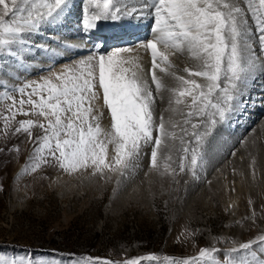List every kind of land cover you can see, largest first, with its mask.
<instances>
[{
	"label": "rangeland",
	"instance_id": "rangeland-1",
	"mask_svg": "<svg viewBox=\"0 0 264 264\" xmlns=\"http://www.w3.org/2000/svg\"><path fill=\"white\" fill-rule=\"evenodd\" d=\"M122 2L117 3L114 9L119 8ZM123 3L135 4L133 9H139L141 5L139 0H124ZM241 7L246 10L247 5L241 3ZM124 11L122 13H126ZM88 12L84 0H67L63 11L53 18L62 15V22L49 24L46 20L43 22L45 26L41 23L38 30L24 38L22 44L0 49V258L22 261V264H98V261L104 260L123 264L132 259L138 260L139 264H183L184 261L191 264L193 258L198 257L200 249L207 248L218 251L213 253L211 259L196 260L195 264H213V261L226 264L228 260L232 264H244V261L264 264V239H260L264 237V128L258 129L255 141L243 138L248 134L245 132L254 130L256 127L253 126L259 124L255 121H260L256 117L260 112L251 116L253 109L262 106L261 112L264 111V52L260 50L259 33H256L252 44L256 74L252 71L248 77L249 83L240 86V98L232 102L233 110L226 113L223 120L216 117V123L208 130L210 137L208 135L201 152L204 156L203 166L214 161L209 169L201 166L199 174L195 171L194 176L193 173L188 174L186 169L180 170L179 160L170 164L174 152L171 148L175 143L181 144L178 138L181 134L176 129L172 132L177 139H165L160 147L158 169L150 167L153 144H149L142 147L140 157L135 162L138 166L128 170L124 176L107 169L102 174H93L90 168L69 173L46 152L49 162L41 163L35 171L32 170L36 155L34 149L38 147L36 137L43 136L44 132L39 127H33L29 138L27 132H17L16 129L21 120L32 119L34 124L44 121L29 111L28 104L23 107L29 114L20 113L19 101L28 99L27 93L31 88H25L23 95L19 89L40 83L51 74L59 73L88 57L84 53L65 58L49 54L57 50L61 42L80 34V31L87 36L90 29L83 27V21ZM151 18L148 22L150 29L154 24ZM247 18L255 33L251 13H247ZM111 19L100 21L107 24ZM109 38L106 43L100 41L106 44V48L101 49L103 55L122 47L118 43L112 44L117 35ZM95 43L99 42L94 40ZM92 52L86 54L95 55ZM172 52L191 59L186 50ZM38 55L46 57L45 65L37 64ZM172 67H165L166 73L163 74L171 82L166 91L173 96L171 90L179 84L175 76L183 75L176 73ZM148 79L145 81L153 92L156 107L158 93L151 79ZM181 106L170 103L168 108L162 105L165 110ZM93 107L103 113L100 124L108 129L110 114L103 105L102 91ZM161 117L168 130L170 116L165 120L163 115L154 114L157 126ZM243 122L244 125H241ZM231 132L233 141H229L232 139ZM153 133L155 137L157 133ZM224 139L228 140L229 145L223 146ZM241 139L242 142L247 141L244 152L240 151ZM163 163L169 165L167 170ZM160 169L170 174L165 190L154 186L156 173ZM214 180L218 182V188L211 186ZM184 185L188 188L186 191L183 190ZM208 187H215V192ZM249 241H253L250 248L239 247ZM231 249L236 251L232 252Z\"/></svg>",
	"mask_w": 264,
	"mask_h": 264
},
{
	"label": "snow or ice",
	"instance_id": "snow-or-ice-1",
	"mask_svg": "<svg viewBox=\"0 0 264 264\" xmlns=\"http://www.w3.org/2000/svg\"><path fill=\"white\" fill-rule=\"evenodd\" d=\"M67 0H0V49L23 43L24 38L46 20L63 11ZM121 0H90L97 11L88 12L84 27L91 29L101 19H116L123 12L115 8ZM142 8L123 13L135 15L146 13L153 17L152 38L141 44L150 51L152 70L165 72L168 50L187 51L199 62L196 69L185 68L189 78L175 76L179 87L172 89L170 103L181 105L185 97L190 98L188 111L182 113L183 127L178 137L183 145L179 168L185 170V161L190 155V166L201 167L204 160L200 151L204 133L198 131L205 124L192 123L193 117H207V123L214 125L215 116L225 119L233 110V101L240 98V86L248 81L256 67L255 50L252 44L259 33L260 50L264 52V0H139ZM246 4V10L241 7ZM247 13L255 22L256 32L249 25ZM158 46H162L163 51ZM139 54L131 48H117L106 55H90L59 73H53L42 82L25 85L19 89L31 88L28 99H21L20 113L28 115L24 105H30V112L42 117L44 122L34 124L32 119L19 121L17 132L25 131L29 138L31 129L39 127L43 136H37L38 147L32 170L48 163L47 156L57 161L66 172L91 169L101 174L107 169L126 175L128 170L138 166L135 163L143 146L153 144L150 167L158 169L159 150L166 138L177 139L175 133L167 130L163 117L159 125L154 119L155 97L147 82L141 76ZM174 75L173 73H168ZM196 77L204 83H198ZM151 81L159 93L163 87L160 78L152 71ZM102 91L103 105L110 114V127L100 124L103 115L94 109V103ZM35 97V98H33ZM172 111L175 113L176 108ZM98 113V114H97ZM46 122V123H45ZM7 127V119L5 121ZM191 125L192 132H188ZM172 128L177 124L173 122ZM157 135L153 137V132ZM190 136L188 141L184 137ZM154 141V143H153ZM193 142L196 147H192ZM27 167V166H26ZM169 165H164L167 170ZM260 239H264L261 237ZM253 241L240 244L248 249ZM217 249L202 248L191 264L203 258H212ZM234 252L236 249H231ZM0 264H22V261H8L0 258ZM98 264H117L113 261H98ZM123 264H139L138 260L124 261ZM183 264H189L184 261ZM213 264H219L213 261ZM226 264H232L231 260ZM244 264H248L244 261Z\"/></svg>",
	"mask_w": 264,
	"mask_h": 264
},
{
	"label": "bare ground",
	"instance_id": "bare-ground-1",
	"mask_svg": "<svg viewBox=\"0 0 264 264\" xmlns=\"http://www.w3.org/2000/svg\"><path fill=\"white\" fill-rule=\"evenodd\" d=\"M72 2V1H71ZM121 2H122V0H121ZM123 2H124V0H123ZM121 3V5H120V7H119V9L121 8L124 12H126V13H128V12H131L132 11V9L133 8H135V4H133V3ZM126 2V1H125ZM129 2V1H128ZM84 3L86 4V6L88 7V10H89V12L91 11V12H95V11H97V9L95 8V6L93 5V4H91L90 3V0H84ZM124 4V5H123ZM68 5H69V3H68ZM115 5L117 6V3H115ZM119 5V4H118ZM77 6V5H76ZM85 6V5H84ZM74 8V7H73ZM84 8V7H83ZM140 8H142L141 7V5H140ZM139 8V9H140ZM69 10V9H68ZM75 10V9H74ZM77 10V9H76ZM75 10V11H76ZM84 10V9H83ZM87 10V9H86ZM115 10V9H114ZM82 13V12H81ZM87 13V12H86ZM76 14H77V12H76ZM79 14V13H78ZM123 14V13H122ZM70 15V14H69ZM142 15V16H141ZM69 17V16H68ZM70 17H71V15H70ZM74 17V16H73ZM152 16H149L148 14L146 15V14H142V13H140V12H137L135 15H129V14H124L123 16H118L116 19H111L110 21H109V23L107 24V33L109 34V37H114V36H118V38H115V40H114V42L112 43V44H117L118 46H122V47H120V48H131V49H133L134 50V54L136 53V52H138V54H139V57H140V59H139V63H140V65H141V68H142V72H141V76L143 77V79L144 80H146V79H151V75H152V71H155V74L160 78V80H161V82H162V84H163V87H162V89L160 90V92L158 93V100H156V101H158V105L155 107V109H154V114L156 115V116H159V115H163L164 116V118H165V120H166V117L168 118L169 116H170V119H168V131H170V132H172L173 130L175 131L176 129L178 130L179 129V133L181 134V127H183V124H182V121H183V115H182V113H186L189 109L187 108V105H188V103H190V98H188V97H185L184 99H185V103L184 104H182V106L179 108V107H176V109H177V111L174 113L173 111H172V109L170 108V110H165L164 109V107H162V105H164V106H167L168 108L170 107V101L173 99V96H172V94H170V93H168L166 90L170 87V81H168L167 80V78L165 77L166 75L165 74H163V73H166V72H161L160 71V69L159 68H157V69H159V71H156V69L155 70H152V67H151V65H152V62H151V55H150V51H146V50H144L143 48H141L140 46H141V44H143V43H145L146 42V40L147 39H151L152 38V35H153V33H152V29H150V27H149V24H148V22H149V20L150 19H152L151 18ZM53 19V18H52ZM75 19V18H74ZM77 19V18H76ZM101 20H104V19H101ZM250 20V19H249ZM63 21V17H62V15L61 16H58V17H56L55 19H53V20H48V22H49V24H52V23H54L55 22V24L56 23H58V22H62ZM67 21V20H66ZM252 22V21H251ZM105 23V22H104ZM44 24V23H43ZM42 24V25H43ZM253 24H254V22H253ZM73 25V24H72ZM44 26H45V24H44ZM46 26H47V23H46ZM60 26V25H59ZM62 26V25H61ZM153 26V25H152ZM51 27V26H50ZM68 27V26H67ZM72 27H75V26H72ZM71 27V28H72ZM80 27V26H79ZM83 27H84V25H83ZM83 27H80V28H82V29H84ZM100 26H99V24H97V26L94 28V30H96V28H99ZM117 27H121V28H124V29H126L125 30V32H121V33H116L117 31ZM45 28V27H44ZM69 28V27H68ZM110 28H112V29H110ZM117 28V29H116ZM48 29H50V28H48ZM56 29V28H55ZM58 29V28H57ZM70 29V28H69ZM73 29V28H72ZM92 29V28H91ZM52 30H54L53 28H52ZM64 30V29H63ZM73 30H75V29H73ZM72 30V31H73ZM78 30H80V29H78ZM93 30V31H94ZM58 31H60V29L58 30ZM71 31V30H70ZM86 31V30H85ZM81 32H83V31H80V34L79 33H77V34H74L73 35V37H71V38H69L67 41H63V39H61V41H63V42H61V41H59V42H61L60 43V47L59 48H57V50H52V51H50V55H51V53H53V54H56L55 55V57H58V58H65V57H70V56H72V55H74V54H78V53H84V55L87 57V56H90V55H87L86 53L87 52H89V51H92L93 50V52L92 53H95V55H101V49H103L104 47L106 48V44L105 45H103V43L102 42H99V43H95L94 44V40H92V38L89 36V37H87V38H85V34H82ZM87 32V31H86ZM58 33H60V32H58ZM63 33V32H62ZM68 33V32H67ZM64 34V33H63ZM47 35V34H46ZM60 37H61V35H59ZM45 37H47V36H45ZM57 37V36H56ZM58 38V37H57ZM47 39V38H46ZM52 39V38H51ZM65 39V38H64ZM44 40V39H43ZM58 40H60V38L58 39ZM45 41V40H44ZM116 41V42H115ZM43 43V42H42ZM41 43V44H42ZM46 43V42H45ZM62 44V45H61ZM46 45H48V44H46ZM257 45V44H256ZM43 46V45H42ZM124 46V47H123ZM254 46V45H253ZM42 48V47H41ZM47 48V47H46ZM158 48H159V50H161V51H163V48H162V46H158ZM48 49V48H47ZM117 49V48H116ZM115 50V49H114ZM48 51V50H47ZM98 52H99V54H98ZM48 54V55H49ZM185 54V53H184ZM166 55H167V57H168V63L170 64V65H172L173 67V69H175L176 70V73H178V74H180V75H183L185 78H189V74L187 73V72H185V71H183L185 68H190V69H196L197 68V66H198V62L197 61H195V60H193L192 58L191 59H187V58H185L186 56H182L180 53H177V52H172V50H168L167 51V53H166ZM188 55V54H187ZM84 56V57H85ZM38 59H37V64H39V65H45L46 64V60H45V58L46 57H43V56H39L38 55V57H37ZM80 59V58H79ZM34 63H36V61L35 62H33V64ZM258 65V64H257ZM161 67H166L164 64H161ZM171 68V67H170ZM263 68V67H262ZM255 70H256V72H257V69L255 68ZM165 71H166V69H165ZM261 71V70H260ZM169 72V71H168ZM254 73H255V71H253ZM178 74H176V75H178ZM256 74V73H255ZM260 74H261V72H260ZM260 74H258V75H260ZM167 77H169V76H167ZM264 78V77H263ZM148 79V80H149ZM170 79H172V78H169V80ZM195 79H197V81H198V83H204V80L202 79V78H199V77H196ZM249 79V78H248ZM147 80V81H148ZM5 82V81H4ZM150 82V81H149ZM248 82V81H247ZM173 83V82H172ZM249 83V82H248ZM172 85H174V84H172ZM252 84H250V86H251ZM255 85V84H254ZM243 87H244V85H242ZM179 87V84H178V86H177V88ZM252 87V86H251ZM251 87H249V88H251ZM261 87H262V84H261ZM248 88V87H247ZM263 88V87H262ZM244 90V89H243ZM242 90V91H243ZM249 90V89H248ZM257 90V89H256ZM251 91H252V88H251ZM241 92V91H240ZM247 92V91H246ZM245 92V93H246ZM254 92V91H253ZM244 93V94H245ZM249 93V92H248ZM258 93V92H257ZM261 94V93H260ZM243 95V94H242ZM156 96V95H155ZM252 96H253V94H252ZM254 96H255V94H254ZM258 96V95H257ZM248 97V96H247ZM260 97V96H259ZM264 97V96H263ZM157 98V97H156ZM243 99V98H242ZM245 99H248V98H244V100ZM251 99H253V98H251ZM251 99H249V100H251ZM255 99V98H254ZM257 100V99H256ZM263 102V101H262ZM257 103V102H256ZM245 104V103H244ZM233 105V104H232ZM236 105H238L237 103H236ZM243 106V105H242ZM254 106V105H253ZM252 106V107H253ZM258 106V105H257ZM239 107H241V106H239ZM251 107V106H250ZM243 108V107H242ZM260 108H262V106H260ZM259 107H255L254 109H253V112H252V114H251V116L253 115V114H257V111L258 112H260L259 113V116L257 115L256 117H258V119H260V121L259 122H256L255 121V123H259V124H256V126L254 125L253 126V128L254 127H256L254 130H251L250 132H245L247 135H246V137L244 136L243 138H245V140L247 139V141H249V140H252V141H255V139L257 138L256 136L259 134V133H257L258 132V129H260V128H264V114L262 115V113H264V111L263 112H261V109H260ZM247 109V108H246ZM235 111V110H234ZM245 112V111H244ZM228 114V113H227ZM250 114V113H249ZM248 114V115H249ZM244 115V114H243ZM247 115V116H248ZM228 116H230L231 117V115H228ZM237 116V115H236ZM245 116V115H244ZM244 116H242V117H244ZM246 116V117H247ZM177 117H179L180 119H176ZM216 117H218V115L217 116H215L214 117V119L216 118ZM230 117L228 118V119H230ZM233 118V117H232ZM253 118H255V117H253ZM173 120V122H175L176 124H177V127L176 128H172L171 127V124L173 123L172 122V120ZM201 119H203L204 121H205V124L204 125H201V127H199V129H198V131L200 132V133H204L205 135L202 137V140H203V144H202V147L200 148V151L205 147V140L208 138V130L211 128L212 129V127L214 126V125H212V124H208L207 123V120H208V118L207 117H203V118H199V117H193L192 118V123H197V124H199L200 123V120ZM241 119V118H240ZM239 119V120H240ZM249 119V118H248ZM252 118H250V120H251ZM245 120V119H244ZM178 122V123H177ZM246 122V121H245ZM248 122H250V121H248ZM217 123H219L218 122V120H217ZM227 123V122H226ZM237 123H238V121H237ZM236 123V124H237ZM254 123V124H255ZM220 124V123H219ZM235 124V123H234ZM233 124V125H234ZM239 124V123H238ZM246 124H247V122H246ZM245 124V125H246ZM249 124H251V123H249ZM157 125V124H156ZM225 125V124H224ZM231 125H232V123H231ZM240 125V124H239ZM239 125H237V126H239ZM241 125H244V122H243V124H241ZM248 125V124H247ZM246 125V126H247ZM258 125V126H257ZM221 126V125H220ZM252 126V125H251ZM104 127V126H103ZM188 127V132L189 133H191L192 132V128H191V125H188L187 126ZM219 127V126H218ZM224 128H225V126H223ZM105 128V127H104ZM238 128V127H237ZM225 129H227V128H225ZM240 129V128H239ZM216 130V129H215ZM260 130H262V129H260ZM223 131H225V130H223ZM229 131H230V128H229ZM240 131V130H239ZM244 131V130H243ZM177 132V131H176ZM238 132V131H237ZM224 133V132H223ZM227 133V132H226ZM243 133V132H242ZM235 134V133H234ZM153 135H154V133H153ZM220 135V134H219ZM237 135V134H236ZM213 136V135H212ZM215 136V135H214ZM230 136V135H229ZM228 136V137H229ZM231 136H232V139H229V141L230 140H232L233 141V134H232V132H231ZM209 137H210V135H209ZM236 137V136H235ZM215 139H216V136L214 137ZM225 138V137H224ZM237 138H239V137H237ZM240 138H242V136H240ZM239 138V139H240ZM166 139H168V140H170V138H166ZM184 139H185V141H188L189 139H190V136H185L184 137ZM210 140V139H209ZM208 140V141H209ZM220 140V139H219ZM234 140H237L236 138H234ZM244 140V141H245ZM242 142V139H241V152L243 151L244 152V150H246V144L245 143H247V141H245V142ZM208 143V142H207ZM222 143H223V146H225V145H229V143H228V140H222ZM231 143V142H230ZM235 143V142H234ZM249 143V142H248ZM171 144V143H170ZM178 144V145H177ZM233 144V143H232ZM251 144V143H250ZM207 145V144H206ZM231 145V144H230ZM174 148H171L172 149V152H173V157L170 159V164H174L175 163V161L176 160H179V158L182 156V155H184V153H183V145H179V142L178 143H175L174 145ZM208 146H209V144H208ZM214 146V145H213ZM192 147H196V145H195V143L193 142V144H192ZM210 147V146H209ZM208 147V148H209ZM212 147V146H211ZM222 147V146H221ZM227 147V146H226ZM232 147V146H231ZM248 147V146H247ZM164 148V147H163ZM168 148V147H167ZM207 148V147H206ZM214 148V147H213ZM228 148H229V146H228ZM164 149H166V148H164ZM214 149H216V148H214ZM218 149V148H217ZM169 150V149H168ZM221 150H223V149H221ZM216 151V150H215ZM215 151H213V152H215ZM220 151V150H219ZM224 151V150H223ZM165 152V151H164ZM211 152V151H210ZM203 153V152H202ZM221 153V152H220ZM210 155H212V154H210ZM215 155V154H214ZM216 155H217V153H216ZM220 156H222V155H220ZM237 156V155H236ZM218 157V156H217ZM206 158V157H205ZM214 158V157H213ZM222 158H224V157H222ZM209 159H211V158H209ZM208 159V160H209ZM210 161V160H209ZM213 162L214 161H210L209 163H208V166L207 165H204L203 167H205V170H207V168L209 169V166H211L212 164H213ZM216 162H218V161H216ZM201 163H203L204 164V162H201ZM164 164H166V163H163L162 165H164ZM185 164H186V167H185V169L187 170L186 172H188V174H191V173H193V170L191 169V166H190V155L188 156V158L186 159V161H185ZM205 164H206V162H205ZM176 170V169H175ZM179 171V170H178ZM195 171H197V173L199 174V167H197L196 169H195ZM203 171V170H202ZM209 171V170H208ZM206 173H207V171H205ZM157 175L155 176L156 177V179H155V187H162V189H166L167 188V184H168V182H169V179H170V174L169 173H164V171L162 170V169H160L159 171H157V173H156ZM189 176V175H188ZM195 176V175H194ZM198 176V175H197ZM190 177V176H189ZM199 177V176H198ZM197 177V178H198ZM196 178V179H197ZM203 178H204V176H203ZM201 179V178H200ZM195 180V179H194ZM204 180V179H203ZM187 182V181H186ZM191 182V181H190ZM193 183H195V182H193ZM210 185V184H209ZM209 185H207V186H209ZM191 186V185H190ZM211 186H215V187H217L218 186V182L217 181H213V185H212V183H211ZM215 187H208V188H210L211 190L213 189V191L212 192H215V190H216V188ZM218 188V187H217ZM186 189H188V188H186V185H184L183 186V190L184 191H186ZM201 189H203V188H201ZM203 190H205V189H203ZM201 191V190H200ZM206 191V190H205ZM207 191H209V190H207ZM192 193V192H191ZM202 193V192H201ZM205 193V192H204ZM214 194V193H213ZM194 201V199L193 200H191L190 201V203L191 202H193ZM188 202V201H187ZM196 203V202H195Z\"/></svg>",
	"mask_w": 264,
	"mask_h": 264
}]
</instances>
